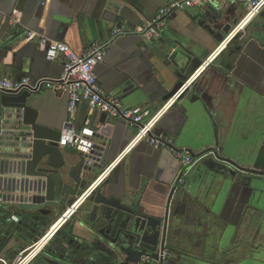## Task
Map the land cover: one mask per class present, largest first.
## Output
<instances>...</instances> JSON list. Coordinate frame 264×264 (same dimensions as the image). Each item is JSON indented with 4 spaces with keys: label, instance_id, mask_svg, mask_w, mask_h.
<instances>
[{
    "label": "crops",
    "instance_id": "crops-1",
    "mask_svg": "<svg viewBox=\"0 0 264 264\" xmlns=\"http://www.w3.org/2000/svg\"><path fill=\"white\" fill-rule=\"evenodd\" d=\"M162 7V0H0V36L10 27L17 30V36L0 47V80L62 76L63 61L47 60L40 37L65 43L78 55L94 42L109 45L105 61L96 69L100 85L126 107H141L150 116L169 103L163 99L178 81L191 80V91L171 103L152 132L166 138L171 147L202 155L189 185L177 186L182 165L170 150L146 141L127 153L101 185L115 181L124 205L163 222L167 219L165 264H264V176L244 171L264 172V11L233 35L234 22L242 19L246 5L208 0L201 7L172 14L157 38L131 35L111 43L115 29L134 33ZM28 32L38 38L26 42ZM169 43L191 57L184 73L179 66L187 59L173 64L167 58ZM36 98L45 125L63 129L69 121L68 93L48 91ZM96 113L87 105L79 107L74 124L79 135L85 129L93 131ZM104 122L111 126L119 156L136 129L97 113L98 130ZM213 149L244 170L218 159ZM62 150L81 155L72 147ZM91 196L38 257L65 242L77 264H139L143 257H159L161 244L156 253L127 247L116 255L105 240L86 231L82 219H89L84 207ZM73 205L65 210L50 205L21 210L0 202V264H13ZM36 221L47 223L46 228L31 231Z\"/></svg>",
    "mask_w": 264,
    "mask_h": 264
},
{
    "label": "water",
    "instance_id": "water-1",
    "mask_svg": "<svg viewBox=\"0 0 264 264\" xmlns=\"http://www.w3.org/2000/svg\"><path fill=\"white\" fill-rule=\"evenodd\" d=\"M238 22L237 19L234 25ZM118 26H121L120 22ZM16 36L17 30L10 27L0 36V47L7 45ZM169 45L171 49L167 58L173 64L177 65L181 57L182 60L187 59L184 66H179L180 71L184 73L191 57L179 45ZM190 91L189 81L180 80L165 95L163 101L182 99ZM36 96L38 95L29 91L5 92L0 96V202L6 207L12 205L21 210H24V206L40 208L44 205H50L56 210H65L118 158L119 149L114 148L111 126L104 122L103 127L98 130L94 125L96 113L90 127L93 131L92 139H89V152H80L79 158L71 154L66 155L60 145L65 126L58 130L45 125L38 110L39 102ZM211 152L221 161L244 170L234 162L222 158L217 149ZM201 156L193 155L196 161ZM244 171L264 176V172ZM115 183L114 181L106 186L100 185L85 205L84 213L89 219L83 218L82 225L86 231L99 237L98 239L101 237L105 240V244L116 255H119L117 250L123 252V248L127 247L135 251L141 249L156 253L160 244L163 251L168 232L167 219L163 222L124 205L118 198ZM55 214L51 213L52 216ZM46 226L47 223L36 221L31 231L38 233ZM37 241L38 238H35L34 242ZM29 264L77 263L65 242L52 247L46 254L37 256Z\"/></svg>",
    "mask_w": 264,
    "mask_h": 264
},
{
    "label": "built area",
    "instance_id": "built-area-1",
    "mask_svg": "<svg viewBox=\"0 0 264 264\" xmlns=\"http://www.w3.org/2000/svg\"><path fill=\"white\" fill-rule=\"evenodd\" d=\"M237 1L246 5V11L232 32L233 35L244 30L255 17L264 11V0ZM162 2L163 7L151 22L145 23L134 33L124 31L120 28L115 29L111 43H114L121 37L131 35L147 40L157 38L167 28L169 18L172 14L178 11L201 7L207 4L208 0H162ZM37 38L38 35L35 32H28L26 34V42L34 41ZM40 45L45 50L48 61H63L62 76L58 79L41 78L37 80L30 78H22L20 80L5 78L0 80V96L5 92L23 91H29L35 95H40L48 91L68 93L69 121L65 124V128L62 131L60 145L63 147H72L81 153L89 152L91 143L87 139V136H92V132L88 129H85L81 135L74 129L81 105H87L92 111L108 115L113 119L125 121L136 129V133L129 146L108 166L91 187L80 196L68 211L53 223L51 228L36 243L29 249L21 252L13 264L31 263L40 254V251H42L54 234L72 217L80 203L91 196L124 156L141 142L146 141L157 149L165 148L170 150L174 158L182 165L180 176L177 179V186L180 188L184 189L189 185L188 179L197 163L188 149L171 147L166 138L152 136V132L159 119L176 99L170 100L161 111L154 116H150L147 110L141 107L128 108L123 104L121 99L105 93L96 76V69L105 61L109 45L97 42L91 43L83 55H78L67 44L51 41L47 37H40ZM191 83L192 81L190 80L189 84ZM168 257L169 252L163 250L157 259L143 257L139 264H165Z\"/></svg>",
    "mask_w": 264,
    "mask_h": 264
}]
</instances>
